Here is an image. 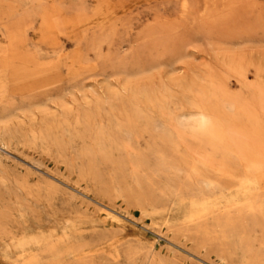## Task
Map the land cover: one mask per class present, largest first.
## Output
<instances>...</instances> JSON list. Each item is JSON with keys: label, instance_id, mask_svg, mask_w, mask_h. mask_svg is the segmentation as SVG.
<instances>
[{"label": "rangeland", "instance_id": "rangeland-1", "mask_svg": "<svg viewBox=\"0 0 264 264\" xmlns=\"http://www.w3.org/2000/svg\"><path fill=\"white\" fill-rule=\"evenodd\" d=\"M182 1L143 0L112 28L90 30L88 53L102 54L100 69L70 90L64 112L53 103L43 116L0 123V157L8 166L52 181L59 176L83 218L100 220L111 207L121 213L124 223L110 218L95 230H126L125 256L116 247L86 256L93 264L109 255L113 264H264V212L221 223L211 243L153 217L159 203L190 191L196 178L187 159L216 179L213 190L251 176L264 199V0H208V12L207 0H191L189 10ZM10 2L17 5L10 20L21 18L35 39L46 8L92 12L97 0ZM188 17L186 33L174 35L169 24L157 37L160 23ZM4 21L0 36L7 35ZM61 27L71 48L70 28ZM58 124L59 135L49 134ZM203 128L214 136L207 139ZM39 132L43 139L33 136ZM242 230L250 247L244 256L236 241Z\"/></svg>", "mask_w": 264, "mask_h": 264}, {"label": "bare ground", "instance_id": "bare-ground-1", "mask_svg": "<svg viewBox=\"0 0 264 264\" xmlns=\"http://www.w3.org/2000/svg\"><path fill=\"white\" fill-rule=\"evenodd\" d=\"M140 2L143 0H97L92 12L83 10L73 14L53 4L43 13L39 37L32 39L28 24L21 18L10 20L17 5L0 0V19H6L7 33L0 36V123L23 113L33 119L36 115L43 116L53 103L64 112L70 90L79 89L83 80L100 69L98 58L102 54L97 58L90 56L86 34L90 30L112 28ZM191 4V0H183L182 8L189 10ZM188 20L189 17L160 23L157 37L168 33L169 24L174 35L186 33L185 28L191 24ZM62 21L70 28L71 48L63 38ZM168 67L176 71L177 62L170 61ZM60 125L48 127L49 134L59 135ZM200 133L207 139L214 136L205 128ZM33 136L43 139L45 134L39 132ZM170 146L177 150L180 144L172 141ZM187 162L188 174L196 178L189 185L190 191L159 203L153 210V217L161 219L167 230L211 243L213 232L221 223H233L246 214L255 218L263 215L264 199L254 193L253 177L217 184L218 189L213 190L211 186L216 179L188 159ZM53 176L57 180L45 179L32 169L8 166L0 157V264H93L85 257L91 260L99 253L112 254L116 247L125 256L126 230H95L99 222L106 223L110 218L124 223L121 213L111 207L113 210H108L100 220L83 218L75 202L65 198L62 179ZM260 180L264 181V173ZM87 224L94 230H87ZM236 241L244 256L250 250L248 230H242ZM104 261L103 264H113L110 255Z\"/></svg>", "mask_w": 264, "mask_h": 264}]
</instances>
